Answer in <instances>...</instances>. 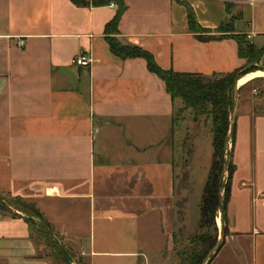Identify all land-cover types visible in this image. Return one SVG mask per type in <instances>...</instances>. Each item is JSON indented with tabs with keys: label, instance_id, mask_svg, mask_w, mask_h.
Returning <instances> with one entry per match:
<instances>
[{
	"label": "crops",
	"instance_id": "1",
	"mask_svg": "<svg viewBox=\"0 0 264 264\" xmlns=\"http://www.w3.org/2000/svg\"><path fill=\"white\" fill-rule=\"evenodd\" d=\"M124 1L115 34V4L0 0V196L34 207L80 264H163L178 228L171 97L145 60L116 57L107 38L178 74L246 63L233 39L199 41L176 0ZM183 1L204 36L264 50V0ZM81 55L89 67L73 63ZM243 78L225 242L211 264H264V99L248 91L264 77ZM23 217L0 212V264H53Z\"/></svg>",
	"mask_w": 264,
	"mask_h": 264
},
{
	"label": "trees",
	"instance_id": "2",
	"mask_svg": "<svg viewBox=\"0 0 264 264\" xmlns=\"http://www.w3.org/2000/svg\"><path fill=\"white\" fill-rule=\"evenodd\" d=\"M70 1L79 8H88L91 6L102 7L111 4L117 5V14L113 21L107 26L106 32L118 34L119 23L127 10L124 0H92L91 3L86 0ZM176 1L185 6L188 15L189 30L197 36L199 41L212 42L227 38L235 40L239 47V57L246 62L245 66L231 74L213 75L212 77L194 74H178L172 71L162 70L155 62L153 56L140 48L122 45L116 38H107V43L112 54L122 60H145L148 71L164 84L165 91L171 97L174 110L171 133L172 143L176 138L178 128L187 121L188 118H191L194 123H199L201 119L204 118L205 124L211 126L210 133L213 142V158L199 203V222L195 231L187 238L185 243L183 236L186 215L184 207L187 201L177 202V223L178 226H182L179 231H175L172 236V255L177 260V264H204L209 253L219 243V231L216 218L218 212L221 210L220 205L222 200L220 198V192L224 189V204L226 207L231 196V185L236 170L232 162L236 128L231 142L232 152L230 163L226 158L228 156L226 141L234 112L236 80H240L250 73L260 71L258 64L261 58L264 57V50L255 47L244 36H204V34H209L211 32L204 30L198 24L193 8L183 0ZM229 29H232V23L228 25V28L222 27L221 31L223 32L220 33H224V31ZM246 69L247 71L244 73ZM242 90V88L239 89V95ZM227 167H229V176L220 188V181ZM174 169L176 170V166H174ZM176 179L177 176L175 174V181ZM183 179V182L187 183L189 174L185 173ZM9 200L41 217L34 207L23 203L21 200ZM11 210L12 209L0 201L1 213H9ZM13 217H20V215L15 214ZM23 218L29 224L31 234L33 230H35L37 238H42L47 242V246L52 251L50 257L53 258V264H71L60 251L58 245L47 235L42 227L26 217ZM32 238L38 243V239H35L33 235ZM66 249L71 254L68 248ZM71 256L76 264H80L73 254H71ZM211 262L209 264H211Z\"/></svg>",
	"mask_w": 264,
	"mask_h": 264
},
{
	"label": "rangeland",
	"instance_id": "3",
	"mask_svg": "<svg viewBox=\"0 0 264 264\" xmlns=\"http://www.w3.org/2000/svg\"><path fill=\"white\" fill-rule=\"evenodd\" d=\"M217 33L223 32L221 29L215 31ZM260 73H264V57L261 58L260 63L258 64ZM258 72V71H257ZM252 89H257L259 92L255 96V98L260 99L258 102L264 99V78L256 81L253 86H251L248 91ZM246 96V93L243 94ZM195 125L191 118H188L186 123L181 125L178 128V132L176 138L174 140V151H175V174L177 179L175 181L176 184V199L177 202L187 201L184 207L186 211V218L184 223V242L186 243L187 238L195 231L197 224L200 218L199 211V203L204 191V186L206 179L208 177V173L212 164L213 158V142L212 138L209 139L210 128L211 126L206 125L204 122V118L201 119L199 124L195 130L192 128ZM210 142V143H209ZM231 152H232V143L229 145V149L227 151L228 156L227 161L230 163L231 160ZM229 167H227L225 171L224 183L228 179L229 176ZM185 173L189 174V180L187 183H184L183 175ZM223 183V184H224ZM224 202V189L222 190ZM17 214L15 211L11 210L9 215L14 216ZM19 215V214H18ZM218 221V223H217ZM216 224L219 231L218 241L220 242L221 233H222V214L221 211L218 212L216 218ZM226 224V223H225ZM179 225L176 231H179ZM32 235L35 239H38L39 245L44 247L45 256L48 257L52 263L53 258H51V249L47 246V242L44 239L37 238L36 231L33 230ZM226 235V229H225ZM170 252H167L163 257V264H177V260L173 257L170 258Z\"/></svg>",
	"mask_w": 264,
	"mask_h": 264
},
{
	"label": "water",
	"instance_id": "4",
	"mask_svg": "<svg viewBox=\"0 0 264 264\" xmlns=\"http://www.w3.org/2000/svg\"><path fill=\"white\" fill-rule=\"evenodd\" d=\"M239 89H240L239 88V79H237L236 80V86H235L234 112H233V117H232L231 124H230V130H229L228 138H227V141H226V151H228L229 145L232 142L234 130H235L236 124H237V117H238V111H239V101H240ZM224 178H225V173L222 175V178H221V181H220V188L223 185ZM220 198H221V200L223 199L222 192H220ZM0 201H2L5 205H7L10 209L15 211L16 213L28 218L29 220L37 223L40 227H42L45 230V232L47 233V235H49L51 237V239L58 245L60 251L65 255V257L68 259V261L71 264H76L75 260L71 256V254L67 251L65 246L55 236V234L52 232L50 227L47 225V223L41 217L31 213L30 211H28L25 208H22V207H20V206H18L16 204H14L13 202H11L10 200H8V199H6L4 197L0 196ZM220 209H221L220 211H221V214H222V233H221L220 242L209 253V255L207 256V258H206V260L204 262V264H209L212 261V259H214L217 256V254L222 249V247L224 245V242H225L226 207H225V204H224L223 201H221Z\"/></svg>",
	"mask_w": 264,
	"mask_h": 264
},
{
	"label": "built area",
	"instance_id": "5",
	"mask_svg": "<svg viewBox=\"0 0 264 264\" xmlns=\"http://www.w3.org/2000/svg\"><path fill=\"white\" fill-rule=\"evenodd\" d=\"M23 45V42L21 43ZM73 63L79 67H89L91 64V58L88 55H81L74 59Z\"/></svg>",
	"mask_w": 264,
	"mask_h": 264
},
{
	"label": "bare ground",
	"instance_id": "6",
	"mask_svg": "<svg viewBox=\"0 0 264 264\" xmlns=\"http://www.w3.org/2000/svg\"><path fill=\"white\" fill-rule=\"evenodd\" d=\"M255 77H264V73H254V74H251V75H248L247 77L243 78L241 81H240V84H244L247 80L249 81L250 79H253Z\"/></svg>",
	"mask_w": 264,
	"mask_h": 264
}]
</instances>
